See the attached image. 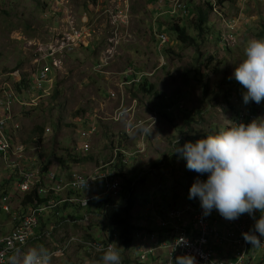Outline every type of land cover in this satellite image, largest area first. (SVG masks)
I'll return each instance as SVG.
<instances>
[{
	"label": "rangeland",
	"instance_id": "obj_1",
	"mask_svg": "<svg viewBox=\"0 0 264 264\" xmlns=\"http://www.w3.org/2000/svg\"><path fill=\"white\" fill-rule=\"evenodd\" d=\"M181 1L188 7L186 13L173 15L167 7L163 10L168 15H158L153 0H0V88L21 92L28 102L15 107L13 136L27 144L33 165L56 172L66 168L89 172L114 158L120 160L115 148L134 150L144 136L146 152L138 154V159L131 158L126 167L122 162L116 165L124 186L115 202L130 195L133 221L142 227L140 231L160 233V219L167 220L170 209L192 202L189 190L199 177L174 151L175 141L179 137L181 146L194 142L228 125L247 109L251 103L243 102V89L233 72L247 41L264 38V0ZM205 14L206 30L199 34L197 25ZM172 24L185 27L188 35L196 37V44L180 42L169 29ZM230 25L235 30L233 38L227 37ZM72 29L84 33L81 44L73 53L55 55L62 66L51 74L50 90L38 92L32 85L35 59L56 49ZM160 29L168 35L169 43L159 42ZM46 62L50 64L51 59ZM134 69L145 76L127 80ZM142 81L153 90H142ZM131 119L135 128L127 134ZM139 121L143 123L137 126ZM89 123L97 127L87 138L92 148L77 153L74 150L86 139ZM15 175L1 166L0 190L12 187L9 194L14 195L16 180H9ZM23 201L24 196L16 194L13 204ZM104 202L99 199L89 206L61 209L60 217L70 213L82 221L89 212L90 220L87 225L72 222L70 230H60L56 236L73 234L103 241ZM13 211L0 208V238L12 228ZM44 219L48 226L56 222L49 212ZM250 222L253 227L252 217ZM189 228L194 232L193 226ZM138 242L140 238L135 236L127 252L119 244L129 264L134 258L137 263H166L163 253L157 263L153 256L141 261ZM32 247L49 250L51 245L38 240L24 250ZM256 255L254 264H264L258 262L261 252ZM52 264L102 263L101 256L73 245L63 256L53 257Z\"/></svg>",
	"mask_w": 264,
	"mask_h": 264
},
{
	"label": "built area",
	"instance_id": "obj_2",
	"mask_svg": "<svg viewBox=\"0 0 264 264\" xmlns=\"http://www.w3.org/2000/svg\"><path fill=\"white\" fill-rule=\"evenodd\" d=\"M153 3L158 8V15H168L163 9L168 7L169 13L177 14L180 12L186 13L188 7L181 0H153ZM231 33L227 37L233 38L234 27L229 26ZM84 33L72 29L71 33L66 35L58 47L47 51L46 55H42L35 59L37 68L33 76L32 85L35 90L48 92L51 88V74L60 69L62 61L56 59L57 53L69 54L73 53L78 45L81 44V39ZM161 44L169 43L168 35L165 33L157 34ZM37 53L36 56H39ZM47 59H51L48 64ZM44 62V64H43ZM145 75L134 69L127 80L143 78ZM132 79V80H133ZM48 86V87H47ZM29 90H32L29 88ZM114 96V92H111ZM27 105V99L24 98L19 91L0 88V167L15 173L11 176L15 179L14 195L9 194L11 189L1 190L3 194L0 196V208L9 212L13 208V228L0 238V264H20L23 254L26 252L24 248L40 240L50 243L49 251L53 253V257L63 256L73 245L85 247L90 252L97 256H102L103 252L100 249L106 248L110 243L119 244V231L111 235V231L106 230L105 242L98 240H89L80 235H60L63 223H76V219L67 216L65 220L60 219V207L66 205H81L89 206L95 200L109 198L116 199L122 191V177L120 170L116 167L119 162L123 165L128 164L130 159L138 156L140 153H145L147 145L144 141V136L133 151L127 149H115V157L117 151H120V160L116 158L109 163L95 167L92 171L86 172L77 169H64L62 172L45 169L43 165H33V158L28 154V146L24 142L16 139L11 131V123L16 113V105ZM124 103V102H123ZM37 105L36 102L33 103ZM233 119L236 122L247 124L252 119L264 117V106L259 105L257 113L243 110L239 112ZM137 126L143 122L139 121ZM155 123L154 122H151ZM135 126L132 119L126 126L127 134H132ZM50 127H46V131H50ZM97 132V127L93 123L87 125L85 130L86 139L80 142L76 148L77 153H87L92 148L88 137L93 136ZM68 169V170H67ZM66 170V171H65ZM199 179L206 180L205 175H198ZM86 181V186L84 182ZM98 189L97 193H89L92 190ZM37 191L38 195L45 200L42 203H33L19 205L13 204V199L16 194L23 195ZM53 211L56 217V222L45 225L42 228V219L45 212ZM189 211V216L187 214ZM191 213V214H190ZM259 218L260 212L255 213ZM248 214L241 215L236 220H227L213 208L208 214L204 213L200 203L196 200L187 204L183 208H173L167 212V220H161L160 228L167 227L163 233L155 231H137L134 234L140 238L141 243L137 244L139 250L138 258L141 261H146L150 256L155 258V263L163 254L166 257L165 264H174L175 258L178 255L190 254L197 264H254L257 257V252H261L262 260H264V238H261V246H252L246 243L243 233L248 232L252 228ZM89 215L83 219L84 225L89 223ZM193 226L194 232L189 228ZM89 248H88V247ZM119 251H120V246ZM163 253V254H162ZM122 264H126L124 256L121 255ZM132 259L131 264L137 263L136 259ZM261 260V261H262ZM159 264V263H158Z\"/></svg>",
	"mask_w": 264,
	"mask_h": 264
},
{
	"label": "clouds",
	"instance_id": "obj_3",
	"mask_svg": "<svg viewBox=\"0 0 264 264\" xmlns=\"http://www.w3.org/2000/svg\"><path fill=\"white\" fill-rule=\"evenodd\" d=\"M233 76L242 87L245 104L264 101V38H251L245 44L243 58ZM174 151L187 160V168L197 178L190 187L189 199L199 198L205 214L215 208L223 218L236 220L248 214L254 226L243 233L246 243L261 246L264 238V117L247 124L231 121L218 131L203 135L182 146L179 137ZM86 186V181L84 182ZM260 216L256 218L255 213ZM102 264H122L117 243L100 249ZM53 253L45 247L29 248L20 264H52ZM15 264V262H11ZM174 264H197L190 254L178 255Z\"/></svg>",
	"mask_w": 264,
	"mask_h": 264
},
{
	"label": "trees",
	"instance_id": "obj_4",
	"mask_svg": "<svg viewBox=\"0 0 264 264\" xmlns=\"http://www.w3.org/2000/svg\"><path fill=\"white\" fill-rule=\"evenodd\" d=\"M91 1H93V3H95L96 0H91ZM220 2H222V0H220ZM206 21H207V14L201 16V18L199 20V23L197 25L199 34H203L205 32V30H206L205 25L207 23ZM163 29L162 30L160 29L159 34L165 33V32H163L164 31ZM169 29L172 30V32H174L176 34V36L179 38L180 42H182V43H188L189 42L192 45L196 44V37L188 35L186 30H185V27H183L181 24H172V26L169 27ZM140 88L142 90L147 91V92H151L154 87L152 85L148 86V83L146 81H142L140 83ZM239 90L242 91L241 89H239ZM260 104L264 106V101H262ZM260 104H256L255 102H252L251 104L248 105L246 110H248L249 112L257 113ZM238 114L239 113H237V115ZM235 118H237V117H235ZM38 128H40V127H38ZM189 176H191L190 173H189ZM123 186H124V184H123ZM123 186H122V188H123ZM2 194H3V192H1V190H0V196ZM124 197H125V200L121 203L115 202V199L104 198L105 208L101 212V214L104 217V222H103L104 232H106V230H109V231H111V235H112L115 232V230H118L119 231V244L122 247L123 251L127 252L132 247L135 232L140 231V229L142 230V227L138 226L137 224H135V221H133L134 217H133L131 211L134 207V200L130 197V195H125ZM44 200H45L44 198H41L38 195L37 191H32L31 193H28L25 195L23 204L33 203L34 201H36L37 203H42ZM195 200L198 203H200L199 198L193 199L192 202H194ZM67 206L68 205L65 204L64 206H61L60 209H66ZM65 218L66 217L63 216L60 219L63 221V220H65ZM159 229L163 233L168 228L164 227L162 229L159 226ZM149 231H154V230L150 229ZM103 241L105 242V240H103ZM103 241H101V242H103ZM120 254L122 256H124V261L126 262V264H129L130 260H129V258L126 257V254H124V252H120ZM130 264H131V262H130Z\"/></svg>",
	"mask_w": 264,
	"mask_h": 264
},
{
	"label": "crops",
	"instance_id": "obj_5",
	"mask_svg": "<svg viewBox=\"0 0 264 264\" xmlns=\"http://www.w3.org/2000/svg\"><path fill=\"white\" fill-rule=\"evenodd\" d=\"M139 145V144H138ZM115 149H123V148H115ZM128 150H133L132 148H129ZM137 157V159H138V156H136ZM139 158L141 159H143V157L142 156H139ZM137 169H138V166H137ZM135 170H136V168H135ZM92 204V203H91ZM60 211V214H61V209L59 210ZM49 214H54V212L53 211H49ZM88 214H89V212H88ZM88 214H86V215H88ZM67 216H70L72 219H76V216L75 215H73V214H70V213H68L65 217H67ZM257 216V215H256ZM60 217V216H59ZM61 218V217H60ZM84 219V218H83ZM77 220V219H76ZM77 222L79 223V222H82V223H80L81 225L82 224H85L84 222H83V220L81 221V220H77ZM47 222H46V220L44 219V217H43V219H42V225H48V224H46ZM69 224H71V223H63L62 224V226H61V228H59V230H62V231H64V230H70V226H69ZM75 224V223H74ZM89 224V223H88ZM81 225H80V227H81ZM12 228H13V223H12ZM11 228V229H12ZM104 235H105V233H104ZM105 238V237H104ZM119 245V244H118ZM256 259V258H255ZM258 262H264V260H262V261H258ZM101 263H102V261H101Z\"/></svg>",
	"mask_w": 264,
	"mask_h": 264
},
{
	"label": "bare ground",
	"instance_id": "obj_6",
	"mask_svg": "<svg viewBox=\"0 0 264 264\" xmlns=\"http://www.w3.org/2000/svg\"><path fill=\"white\" fill-rule=\"evenodd\" d=\"M15 181V180H14Z\"/></svg>",
	"mask_w": 264,
	"mask_h": 264
}]
</instances>
